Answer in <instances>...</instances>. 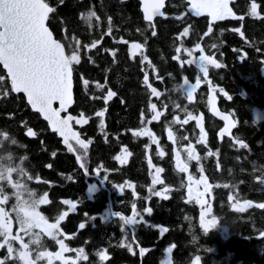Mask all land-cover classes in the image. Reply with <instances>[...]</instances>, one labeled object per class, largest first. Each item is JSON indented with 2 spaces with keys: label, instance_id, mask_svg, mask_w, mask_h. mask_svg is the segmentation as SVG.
<instances>
[{
  "label": "trees",
  "instance_id": "1",
  "mask_svg": "<svg viewBox=\"0 0 264 264\" xmlns=\"http://www.w3.org/2000/svg\"><path fill=\"white\" fill-rule=\"evenodd\" d=\"M46 2L55 9L48 25L56 38L65 45L67 54L76 51L81 57L80 64L73 65L74 105L68 115L79 119L83 113L88 118L85 125L75 119L71 122L81 139L92 141L83 161L88 171L76 160L82 155L78 145L72 141L78 150L68 152L63 138L32 111L24 95L11 90L1 65L0 130L25 145L15 151L27 153L34 187L48 193L49 203L43 212L49 216L69 213L60 222V239L70 250L64 255L75 260V250L83 248L88 259L77 264H196V256H200V264H264V208L259 205H264V186L259 183L264 179V0H232L234 16L215 22L207 16H193L188 0H168L166 16L151 23L153 27L144 20L138 0ZM253 3L257 16L250 15ZM88 11L99 17L93 18L91 27L82 19ZM210 24L212 31L205 35ZM185 27H189L186 37L180 35ZM132 43L142 45L134 57L129 49ZM197 43L203 55L223 64L220 69L209 66L206 79L194 65L184 63L182 67L191 56L175 51L177 47L188 48L201 54L195 49ZM177 55L179 59H173ZM145 74L161 92L159 96H152L149 84L144 83ZM198 75L203 83L189 100L178 91L179 85L184 80L195 81ZM84 80L89 82L87 87ZM213 88L220 110L236 121V127L224 137H220L224 121L208 109V94ZM109 90L115 95L105 103ZM150 104L161 113L157 120H152ZM98 111L105 112L103 128L101 118L95 115ZM188 113L203 124L204 143H198L201 133L196 120L182 123ZM29 127L36 132L35 137L26 134ZM143 129L151 131L159 144L133 134ZM169 129L174 140L168 137ZM237 141L248 147L240 148ZM189 145L196 150L197 160L188 159ZM125 149L128 157L121 163L116 157ZM158 151L164 156H158ZM177 152L181 160L189 161L187 173L176 168ZM156 167L163 169L160 177L164 183L153 186ZM188 175L195 179L204 175L212 186L211 214L218 224L207 233L199 226L200 206L187 195ZM125 181L131 187L126 185L121 193L115 185ZM92 184L97 185V191L89 194ZM153 187L156 191L168 188L169 198L151 196L149 189ZM65 199L77 203L75 212L63 204ZM133 202L144 222L123 226L115 214L131 216ZM244 203V211H237ZM145 207H152L153 213H144ZM82 222L86 226L79 230ZM49 244L52 253L60 250L58 244ZM140 248L147 249L143 256ZM101 251L107 256L103 261L98 255ZM5 254L6 250H0V257Z\"/></svg>",
  "mask_w": 264,
  "mask_h": 264
},
{
  "label": "snow or ice",
  "instance_id": "2",
  "mask_svg": "<svg viewBox=\"0 0 264 264\" xmlns=\"http://www.w3.org/2000/svg\"><path fill=\"white\" fill-rule=\"evenodd\" d=\"M165 0H144V19L151 22L156 16H163L164 13L161 9L164 7ZM190 7L188 11L196 17L207 16L210 17L211 22L225 20L229 16H232V9L229 7V0H188ZM55 9L50 7L46 0H0V65L6 70L8 77L11 81V90L15 93H23L27 98V103L31 108L40 113L44 120L48 122L51 126L53 132L58 133L60 137L63 138V143L67 145L68 152H76L78 149L73 146L72 141L75 145H78L79 150H82V155H77L76 160L80 162L79 167L84 171H88L86 164L83 162L87 158V153L89 145L92 143L91 140L85 142L81 139L80 134L73 130L71 122L73 119L79 125H85L88 123V118L84 116L83 113L80 114V118L76 119L69 115L67 117H62L61 113L67 111L71 106L73 101V65L80 64L81 57L78 52L73 51L71 54H67L65 50V45L53 38V33L46 26V22L49 20V14L53 13ZM250 15L257 16V5L253 3L250 9ZM93 18L99 20L97 13L95 11H88L83 15L82 19L85 24L89 27L92 26ZM181 19L182 17H177ZM149 27H153L149 23ZM212 31L211 24L207 30V35ZM111 33V18H109V34ZM189 27H185L181 36H188ZM153 36L156 33L153 31ZM127 43V41H123ZM95 47V44H93ZM215 48L216 46L213 45ZM196 49H199L201 55L194 57L191 60L182 62L187 63L189 66H195L198 69V73H203V77L206 79L209 75V66L215 69H220L223 67L222 63H218L216 59L211 56L203 55V49L200 44L195 45ZM132 55H136L138 51L142 49V45L138 43H133L131 45ZM176 53L181 52V48L177 47L175 49ZM190 56L193 55L192 50L185 48ZM115 56V53H113ZM243 59V57H241ZM147 60L145 56L143 58ZM173 59H179V55L174 56ZM4 81V77L0 76V84ZM199 75L197 76L195 83H189L184 80L182 84L179 85L178 91H181L189 100L192 99L197 87L200 85ZM84 86L87 87L88 81H83ZM144 83L148 84V75L144 76ZM101 86L97 84V88ZM151 94L154 96H159L155 87H151ZM186 89V90H185ZM214 92L215 89L213 88ZM223 93V89H220ZM115 93L111 90L107 92L104 97L105 103L111 99ZM99 98V97H97ZM54 102L59 103V108H54ZM209 104L213 109H215V97L213 96L209 100ZM176 107H179L177 105ZM150 109L153 113L152 120H157L161 113L156 111V105L150 104ZM219 115L220 120L225 122V126L220 132V137L231 133L232 129L236 127V123L230 120L229 115L216 113ZM97 117L101 118V128H103V117L105 115L104 111H98L95 113ZM190 120H196L197 126L199 127L201 138L198 143H204V126L200 122L198 117L193 116L191 113L187 114V118L182 121L183 124H188ZM177 121H174L175 123ZM29 137H35L36 132L33 131L31 127L27 128V133ZM135 136H146L149 137L153 144H159V141L153 136L152 132L143 129L141 131L133 133ZM168 137L170 139H175L174 133L169 129ZM186 138V137H185ZM239 147L244 149L248 145L243 141H237ZM127 151V149H125ZM189 160H197L196 150L189 145L186 149ZM55 155V153H53ZM157 155L160 157L164 156L163 151H158ZM209 156L212 155L211 152L208 153ZM117 160H121V157H116ZM176 168L179 173H187L189 171L188 163L182 162L179 152H177L176 157ZM149 167H153L151 159L148 160ZM163 171L162 168H155V175L152 176V184L161 185L164 182L160 178V173ZM203 169H201V172ZM71 179V177H69ZM188 198L189 201H195L201 208L199 226L207 233L210 229L217 226L218 221L215 216L208 218L211 213V205L209 201L205 200L204 197L210 193L211 185L208 182V178L201 175L199 179H195L192 175H188ZM259 183L264 186V179H260ZM131 187L130 184L125 181L124 184L115 185L121 193H124L125 186ZM202 186L203 191H200ZM227 187V185H224ZM151 196L160 197L163 200H167L168 188H164L163 191H156L153 188L149 189ZM232 197H229L231 199ZM42 204H48V193L45 192V197L41 201ZM250 202H246L248 205ZM63 204L69 205V210L75 212L77 209V203L70 199H65ZM246 205H241L237 208V211H244ZM264 208V205H260ZM132 215L126 216L121 215V213H116L115 215L122 221L123 226L138 225L144 222V217L140 212L137 211L136 203H132ZM144 213L151 215L153 213L152 207H145L143 209ZM68 212H64L59 215L56 220L55 227L60 231V222L65 220L68 216ZM87 215V214H86ZM139 217V219H137ZM188 219V217H185ZM85 223H80L78 225L79 230L85 228ZM122 227V231H123ZM161 234H165L163 228L160 229ZM62 235V233H60ZM264 235V233H262ZM59 245V251L51 253L52 264L55 261H60V264H77L79 260H87L88 257L84 253V249L80 248L75 250L77 256L75 260L67 259L64 253L70 251L63 239L57 241ZM125 246V245H122ZM128 251L132 252L131 245H127ZM147 249L140 248V254H143ZM169 252L172 251L171 248L168 249ZM99 259L101 261L107 258L106 253L101 251L98 253ZM200 256H196V264H200Z\"/></svg>",
  "mask_w": 264,
  "mask_h": 264
},
{
  "label": "clouds",
  "instance_id": "3",
  "mask_svg": "<svg viewBox=\"0 0 264 264\" xmlns=\"http://www.w3.org/2000/svg\"><path fill=\"white\" fill-rule=\"evenodd\" d=\"M24 147L0 130V250H6L0 264H52L49 241L57 244L60 239L55 227L60 214L43 212L45 192L34 187L29 157L15 151Z\"/></svg>",
  "mask_w": 264,
  "mask_h": 264
},
{
  "label": "water",
  "instance_id": "4",
  "mask_svg": "<svg viewBox=\"0 0 264 264\" xmlns=\"http://www.w3.org/2000/svg\"><path fill=\"white\" fill-rule=\"evenodd\" d=\"M167 1L168 0H165V3H164V7L161 9V11L164 13V15L163 16H156V17H154L153 18V20L151 21V22H149V23H153L157 18H159V17H165L166 16V14H165V8H166V5H167ZM138 2L140 3V10H141V12H142V14H143V17H144V0H138ZM49 6L50 7H52L50 4H49ZM51 14V13H50ZM50 14H49V16H50ZM145 20V19H144ZM146 21V20H145ZM146 22H148V21H146ZM46 26L49 28V30L53 33V31H52V29L50 28V26L48 25V21L46 22ZM53 38L54 39H56L57 41H59V42H61L59 39H57L56 38V36H55V34L53 33ZM62 43V42H61ZM63 44V43H62ZM66 50V49H65ZM67 53V52H66ZM2 66V65H1ZM2 68H3V66H2ZM4 69V68H3ZM5 70V69H4ZM5 72H6V70H5ZM6 74H7V72H6ZM7 77H8V75H7ZM8 79H9V81H10V78L8 77ZM72 81H73V88H72V94H73V101H72V104H71V106L67 109V111H65V112H62L61 113V116L62 117H66V115L69 113V111H70V109H71V107L74 105V77H73V73H72ZM11 82V81H10ZM148 84L149 85H151V87H154L152 84H150L149 82H148ZM156 88V87H155ZM157 89V88H156ZM150 90H151V88H150ZM157 92L159 93V94H161V92L159 91V89H157ZM15 93V92H14ZM17 94V93H16ZM20 94H22V95H24L23 93H20ZM153 97H157V96H154V95H152ZM215 97V109H213L212 107H211V105L209 104L208 105V109H209V112L213 115V116H215V117H217V118H219V115H217L216 113H221V114H225V115H229V118H230V120H232V121H234L235 123H236V121L234 120V118L232 117V115L230 114V113H228V112H223V111H221L220 110V108H219V105H218V97H217V95H216V92L214 91H212V90H210V92H209V94H208V99L210 100L212 97ZM24 97H25V99H26V102H27V98H26V96L24 95ZM29 105V104H28ZM30 106V105H29ZM53 107L54 108H59V103L58 102H54V104H53ZM30 108H31V106H30ZM32 109V108H31ZM32 111L33 112H35V113H38V112H36V111H34L33 109H32ZM156 111L157 112H159L158 111V109L156 108ZM40 116H41V118L44 120V118H43V116L40 114V113H38ZM155 114V113H154ZM159 118V117H158ZM220 119V118H219ZM44 121H46V120H44ZM47 122V121H46ZM48 123V122H47ZM225 123V122H224ZM50 126V125H49ZM225 126V125H224ZM50 128H51V126H50ZM224 128V127H223ZM73 130L74 131H76L77 132V130H75L74 128H73ZM78 133V132H77ZM259 205H263L262 203H259Z\"/></svg>",
  "mask_w": 264,
  "mask_h": 264
},
{
  "label": "rangeland",
  "instance_id": "5",
  "mask_svg": "<svg viewBox=\"0 0 264 264\" xmlns=\"http://www.w3.org/2000/svg\"><path fill=\"white\" fill-rule=\"evenodd\" d=\"M231 0H229V2H230ZM189 7H190V5H189ZM133 44V43H132ZM132 44H130V47H129V49H130V54H131V56L132 57H134L133 55H132V49H131V45ZM184 49L185 48H181V52L180 53H182V54H188L187 52H185L184 51ZM196 49V48H195ZM139 52V51H138ZM137 52V53H138ZM201 54H199V53H193V55L190 57V58H187L186 59V61H188V60H191V59H193L194 57H198V56H200ZM189 83H195V81H190V80H187ZM200 85L203 83V81L200 79ZM199 85V86H200ZM198 86V87H199ZM197 87V88H198ZM67 116H69V115H66V117ZM74 120V119H73ZM189 147V146H188ZM119 157H121V160H119L121 163H123V162H125L126 160H127V157H128V153L125 151V150H123L119 155H118ZM183 162H185V163H189V161L188 160H182ZM153 175H155V169H154V171H153ZM160 175H161V173H160ZM188 177V176H187ZM161 178V177H160ZM162 180V179H161ZM187 188H188V185H187ZM187 188H186V191H187ZM200 191H203V188H202V186L200 187V189H199ZM89 194H93L94 192H96L97 191V185H95V184H92L91 186H90V188H89ZM188 195V194H187ZM210 198H211V195H210V193L209 194H207L205 197H204V199L205 200H207V201H209V203H210ZM244 205H245V203H244ZM212 217V214L210 213L209 214V216H208V218L210 219ZM65 256V255H64ZM65 258H67V259H69L68 258V256L66 257L65 256Z\"/></svg>",
  "mask_w": 264,
  "mask_h": 264
},
{
  "label": "flooded vegetation",
  "instance_id": "6",
  "mask_svg": "<svg viewBox=\"0 0 264 264\" xmlns=\"http://www.w3.org/2000/svg\"><path fill=\"white\" fill-rule=\"evenodd\" d=\"M232 1V0H231ZM231 1L229 2V7L231 8ZM232 9V8H231ZM232 14H233V11H232ZM234 16V14L232 15V17ZM68 115V114H67ZM187 194H188V192H187ZM227 232V228H224V233H226Z\"/></svg>",
  "mask_w": 264,
  "mask_h": 264
}]
</instances>
